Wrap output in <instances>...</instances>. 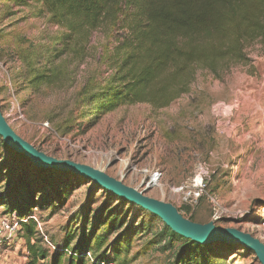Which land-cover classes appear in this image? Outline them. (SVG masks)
<instances>
[{
  "label": "rangeland",
  "instance_id": "obj_1",
  "mask_svg": "<svg viewBox=\"0 0 264 264\" xmlns=\"http://www.w3.org/2000/svg\"><path fill=\"white\" fill-rule=\"evenodd\" d=\"M107 34L96 30L87 43L76 45L40 1L0 0V110L11 128L49 156L92 166L172 203L196 222L237 228L264 243V45L247 47V64L218 73L197 68L188 90L166 107L134 103L105 112L114 46ZM11 156L0 140L2 174L24 162ZM200 168L209 182L192 207L176 188ZM67 177L73 185L59 187L63 200L35 207L30 215L48 248L47 262L72 238L66 248L72 252L80 240L88 242L86 264L94 255L106 264H260L241 247L226 253L203 249L181 260L177 254L185 241L162 232V223L148 212L143 230L136 232L141 219L131 227L135 209L129 205L117 209L123 226L114 230L117 223L104 209L109 192ZM9 179L0 176V194ZM13 217L0 205V221ZM20 234L19 223L16 236L1 245L8 264L26 262ZM70 255L64 254L63 264Z\"/></svg>",
  "mask_w": 264,
  "mask_h": 264
},
{
  "label": "trees",
  "instance_id": "obj_2",
  "mask_svg": "<svg viewBox=\"0 0 264 264\" xmlns=\"http://www.w3.org/2000/svg\"><path fill=\"white\" fill-rule=\"evenodd\" d=\"M38 1L55 24L66 28L69 40L76 45L87 43L96 30L108 32V41L114 43L108 56L113 73L103 93L105 112L134 103L166 107L188 90L197 68L218 73L247 64V47L254 42L264 45V0ZM119 31L122 33L118 35ZM107 49L104 46L103 52ZM0 140L5 145L1 137ZM7 149L12 161L22 159L24 162L13 172L2 174L0 171V176L10 178L7 188L0 194V205L6 213H14L15 220L20 223V237L25 241L27 252L26 264H63L65 249L72 238L65 241L64 247L55 248L47 262L49 251L42 246L36 222L32 218L22 219L29 217L35 207H50L55 202L58 205L63 200L59 187L73 185L67 176L75 177L72 179L75 181L86 179L68 172L35 168L25 156ZM109 194L104 209L112 216V224L117 223L113 229L123 226L117 222V209L129 205L135 209L130 217L131 227L141 219L136 232L143 230L140 229L146 224L143 213L148 211ZM38 197H41L39 202ZM184 209L190 211L188 207ZM149 216L162 223V232L185 241L177 254L181 260L186 257L192 260L195 253L203 249L209 251L217 247L220 253H226L244 248L227 243L197 244L172 232L160 218L151 213ZM187 218L196 220L193 215ZM89 247L88 242L80 240L72 248L75 255H70L67 264H86L87 253H91ZM89 264L106 263L102 256L94 255Z\"/></svg>",
  "mask_w": 264,
  "mask_h": 264
},
{
  "label": "water",
  "instance_id": "obj_3",
  "mask_svg": "<svg viewBox=\"0 0 264 264\" xmlns=\"http://www.w3.org/2000/svg\"><path fill=\"white\" fill-rule=\"evenodd\" d=\"M0 137L4 144L17 154L25 156L38 169H52L81 176L111 194L148 211L183 238L200 245L227 243L240 245L255 254L260 264H264V243L251 235L233 227H222L213 221L196 222L184 217L172 203L145 195L105 172L92 166L68 159H58L38 150L20 137L8 124L0 110Z\"/></svg>",
  "mask_w": 264,
  "mask_h": 264
},
{
  "label": "built area",
  "instance_id": "obj_4",
  "mask_svg": "<svg viewBox=\"0 0 264 264\" xmlns=\"http://www.w3.org/2000/svg\"><path fill=\"white\" fill-rule=\"evenodd\" d=\"M156 175L157 174L154 173V177H156ZM208 182H209L208 172L200 168V171L197 174L187 179V181L183 185L179 186V188H176V191L177 192L181 191L183 193V197H182L183 203L193 207L198 204V199L204 193L205 188L208 185ZM209 199L211 200V202L216 204L212 196H209ZM29 218H32L36 221V218L34 216L26 217L22 219V221H27V219ZM9 219L7 220L2 219L0 221V249H1V245L5 241L8 242L9 240H12L14 236H16L18 231L19 222L15 220L14 217L11 218L13 220H9ZM46 242L48 243L50 248L54 249V246H52L48 240H46ZM65 251L68 252L69 254L75 255V253L72 251H69L67 249H65ZM1 256L2 255L0 250V264H2Z\"/></svg>",
  "mask_w": 264,
  "mask_h": 264
},
{
  "label": "crops",
  "instance_id": "obj_5",
  "mask_svg": "<svg viewBox=\"0 0 264 264\" xmlns=\"http://www.w3.org/2000/svg\"><path fill=\"white\" fill-rule=\"evenodd\" d=\"M22 238V237H21ZM24 241V240H23ZM24 244H25V241H24ZM4 254V253H3ZM26 254H27V252H26ZM24 258V257H23ZM26 262H27V255H26V260H25ZM26 262H25V264H26ZM2 264H8L7 262H6V260H5V258L3 257L2 258ZM10 264V263H9Z\"/></svg>",
  "mask_w": 264,
  "mask_h": 264
},
{
  "label": "bare ground",
  "instance_id": "obj_6",
  "mask_svg": "<svg viewBox=\"0 0 264 264\" xmlns=\"http://www.w3.org/2000/svg\"><path fill=\"white\" fill-rule=\"evenodd\" d=\"M156 179H157V178L153 176L152 179H151V181H150V183H151V184L154 183V182L156 181ZM152 185H153V184H152ZM152 185H151V186H152Z\"/></svg>",
  "mask_w": 264,
  "mask_h": 264
}]
</instances>
